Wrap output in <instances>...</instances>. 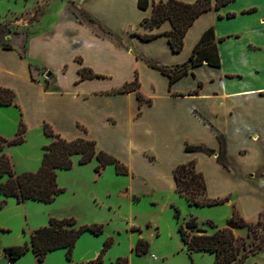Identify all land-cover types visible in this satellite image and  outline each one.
Wrapping results in <instances>:
<instances>
[{"label": "crops", "instance_id": "0c3cea01", "mask_svg": "<svg viewBox=\"0 0 264 264\" xmlns=\"http://www.w3.org/2000/svg\"><path fill=\"white\" fill-rule=\"evenodd\" d=\"M148 1L141 8L139 0H81L80 9L121 43L81 20L68 1L57 0L32 24L23 49L0 45V86L15 92L17 104L0 105V133L6 122L18 130L23 120L26 134L36 130L44 138L43 147L53 140L44 133L47 124L68 140H94L98 150L119 159L128 174L108 165L92 171L93 178L123 182L105 193L127 200L132 212L147 208L148 234L135 222L128 231L132 246L139 237L150 249L162 235L160 211L175 216L178 207L183 219L193 215L199 223L212 220L221 227L235 209L249 223L264 212V0H233L220 7L211 0L212 8L189 27L180 51L173 50L166 33L170 20L153 28L142 23L151 17L154 2L166 0ZM209 29L219 66L204 61L174 82L153 66L185 63ZM144 34L158 35L145 40ZM136 79L137 90L119 91ZM191 161L203 174L207 197L227 198L224 203L196 205L179 194L175 169ZM97 165L96 159L80 164L75 156L71 169L59 171ZM6 222L0 219V240L7 237L1 229H11ZM177 226L169 233L188 251ZM246 229L233 228L244 237ZM199 252L212 254L215 262V254ZM3 260L16 262L1 253ZM244 264H264V249Z\"/></svg>", "mask_w": 264, "mask_h": 264}, {"label": "trees", "instance_id": "16d2710c", "mask_svg": "<svg viewBox=\"0 0 264 264\" xmlns=\"http://www.w3.org/2000/svg\"><path fill=\"white\" fill-rule=\"evenodd\" d=\"M230 1L233 0H216L215 6L220 7ZM148 5V0H139L141 8H147ZM210 8H212L211 0H196L193 3L179 0L154 2L151 17L145 18L142 23L153 28L161 25L165 20H170L172 28L166 33L170 37L173 50L180 51L183 48L184 37L189 27L202 12ZM77 15L100 34L110 36L118 43H121L117 36L102 28L94 18L80 12H77ZM4 29L5 26L0 24V45L4 48H12L13 45L4 40V36L7 35L4 34ZM157 35L144 34L142 38L150 40ZM212 37L213 30H207L189 60L185 63L173 67L157 64H153V66L168 74L171 82L185 75L189 67L200 65L204 61H207L210 65L219 66V54L217 47L211 42ZM90 75L94 76L92 73ZM138 88L139 84L136 79L131 83H126L119 91L128 92ZM138 96L142 99L140 93ZM0 105L17 106L15 92L12 89L0 86ZM26 131L27 128L24 121L20 120L15 138L8 140L0 135V149L3 150L6 144L23 143ZM44 133L52 137L53 140L49 144L44 145L42 163L36 171H25L17 174L13 169L10 157L6 153L0 155V175L8 174L9 176L5 182L0 184V193L6 197L14 196L19 201L27 199L44 202L54 201L58 195L65 191L58 183V170L71 169L75 156H78L80 164H87L96 159L98 161V165L95 168L97 172H101L108 165H114L117 174L126 175L129 172L127 166L119 159L103 150H98L94 140L84 138L68 140L55 133L47 124L44 126ZM187 148H193V146L188 145ZM175 177L177 191L192 204L218 205L227 200V198L210 199L207 197L203 174L196 170L195 163L192 161L177 166ZM175 216L178 219L181 217L178 207H175ZM206 224L213 228L214 231L208 232L199 223L198 218L193 215L184 218L180 222L179 232L189 254L194 251H208L215 254L214 264H244L249 256L255 255L264 249V238H261L257 243L248 241L246 237L237 235L233 230L234 227H248L251 230L255 226L264 232V212L256 224L247 222L237 209L234 210L233 215L225 226L220 227L212 220H208ZM85 231L99 234L103 231V225H78L74 217H50L48 224L40 226L31 232L29 243L0 248V254L4 253L10 260L15 261L29 249H32L38 260L43 261L49 252L66 248L67 257L71 260L77 240ZM248 236H250V233ZM111 244L112 240L105 242L101 253L96 259L97 262L101 261L102 255ZM133 249L138 255H143L148 252L149 243L139 239ZM128 263L129 260L125 257H118L116 260V264Z\"/></svg>", "mask_w": 264, "mask_h": 264}, {"label": "rangeland", "instance_id": "374dc122", "mask_svg": "<svg viewBox=\"0 0 264 264\" xmlns=\"http://www.w3.org/2000/svg\"><path fill=\"white\" fill-rule=\"evenodd\" d=\"M57 0H0V24L5 26L4 40H8L13 46L24 48L25 37L31 32L32 24L38 21L41 15L45 14L49 7ZM69 7L75 13H81L88 16L85 11L80 9L81 0H66ZM2 128V127H1ZM4 134L1 136L10 140L16 137L17 126L10 120L3 126ZM51 139H53L51 137ZM44 138L39 132L34 130L25 133V141L20 144H6L4 149H0V155L6 153L10 159L14 171L17 174L25 171H36L42 161V152L44 149L41 142ZM37 158H39L38 164ZM75 158V157H74ZM92 171L87 166H77L75 170H58V183L65 189L52 202L27 199L19 201L14 196L5 197L0 194V219L7 221L11 229H1L5 239L0 240V247L11 245H20L30 242V233L37 227L48 224L49 216L54 217H74L78 225L82 224H102L103 231L94 234L91 231H85L77 240L72 259L67 257L66 248H60L47 254L43 261H39L32 249H29L20 258L15 260V264H116L118 257H125L129 260L128 264H214V256L209 253L193 252L189 254L186 251L182 241L178 237H173L172 226L183 221L176 216H167L161 212L159 222L162 227L161 237L152 244V248L143 255H138L132 248L137 244L139 238H136L135 245L132 246V236L128 229L130 223L145 225L143 228L148 234L147 226V208L144 205L132 209L128 201H123L119 197H110L105 193L109 186L117 188L123 185V182H112L108 176L100 181L93 178ZM8 174L0 175V184L8 179ZM113 183V184H112ZM116 188V189H117ZM120 200V201H119ZM183 216V215H182ZM203 220V219H202ZM220 220V219H219ZM205 221H201V225ZM258 222L255 221L253 224ZM205 228L214 231L207 224ZM221 227V226H220ZM178 228V226H177ZM247 229L248 241L259 242L264 238V232L258 227L253 226ZM136 235L140 228H136ZM211 233V232H210ZM250 233V236H248ZM107 240H112V244L102 255L100 262H97L104 244ZM145 240V239H143ZM149 243L148 240H145ZM5 260L1 261L3 264Z\"/></svg>", "mask_w": 264, "mask_h": 264}, {"label": "water", "instance_id": "95a60500", "mask_svg": "<svg viewBox=\"0 0 264 264\" xmlns=\"http://www.w3.org/2000/svg\"><path fill=\"white\" fill-rule=\"evenodd\" d=\"M50 75H51L50 73L47 74L48 77H49ZM12 263H13V262H12Z\"/></svg>", "mask_w": 264, "mask_h": 264}]
</instances>
